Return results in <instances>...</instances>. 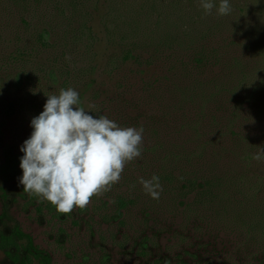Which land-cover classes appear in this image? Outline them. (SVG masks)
Here are the masks:
<instances>
[{"label": "rangeland", "instance_id": "rangeland-1", "mask_svg": "<svg viewBox=\"0 0 264 264\" xmlns=\"http://www.w3.org/2000/svg\"><path fill=\"white\" fill-rule=\"evenodd\" d=\"M72 2L80 3L73 15L58 10L62 3L64 9ZM212 2L214 8L208 14L202 0H0V238L20 230L31 236L39 250L50 254L54 264H152L159 258L177 260L178 256H183L184 264H248L249 228L225 214L236 210L249 221L245 206H249L250 189L264 187V158L253 159L256 154L264 157V145L251 143L252 94L259 98L258 106L264 102V0H229L232 10L227 15L218 14L220 0ZM44 23L53 28L49 38L53 47L36 42L35 35ZM204 43L220 47L221 52L220 65L209 69L206 76L243 87L237 94L247 102L246 109L241 110L240 127L234 129L246 142L230 139L228 129L220 133L219 126L228 125L233 110H186V116L196 120L208 116L210 124L206 120L195 130L186 127L185 137L179 136L181 141L176 142L177 136L166 135L169 130L146 120L153 115L162 121V113L150 112L142 101L138 110L132 107L139 100L138 87L133 95L131 91L124 96L128 101H117L119 81L127 86L122 93L131 84L141 86V78L163 75L153 69L133 79L136 68L121 62L129 47L138 45V53L148 60L157 47L175 49L179 58ZM168 56L164 51L159 65ZM52 69L55 80L48 74ZM62 70L70 76L64 77ZM93 78L96 84L87 92L84 109L104 114L122 128L142 127V154L126 163L119 182L109 191L92 197L85 209L62 214L56 207H46V200L35 202L24 192L19 183L20 165L9 171L6 167L24 154L20 148L33 132L31 120L44 110L48 96L69 88L80 95ZM168 111L173 122L177 110ZM211 123H216L217 137ZM149 127L159 129L156 135ZM169 127L171 133L180 128L176 124ZM183 142L188 152L204 153L205 146L207 159L220 160L218 173L224 185L215 191L214 199L198 206L190 203L193 194L184 200L181 193L163 187L159 199H153L140 183L141 178L151 179L149 171L161 165L160 171L168 166L172 169L175 180L182 178V171L190 177L193 170L187 163L157 162L147 151L149 146ZM190 155L191 163L208 173V167ZM130 192L135 204L117 218V198ZM26 241H18L20 258L27 255ZM10 251L15 255L17 250ZM0 264L17 263L0 248Z\"/></svg>", "mask_w": 264, "mask_h": 264}, {"label": "trees", "instance_id": "trees-1", "mask_svg": "<svg viewBox=\"0 0 264 264\" xmlns=\"http://www.w3.org/2000/svg\"><path fill=\"white\" fill-rule=\"evenodd\" d=\"M80 5L78 2H72L68 4V7H64V3L61 4L62 9L58 10L62 11L63 15L66 12H70L72 15L73 10H76ZM68 20L70 17L65 16ZM51 20V19H50ZM53 21V20H51ZM27 26H31V23L26 21L24 22ZM48 23H44L43 29L41 32H37L35 35L36 42L40 44L42 47L52 46L49 43V38L53 35L54 31L49 28ZM138 45H133V47H129L122 56L121 62L123 63H132L133 67L136 70H133V79L137 80L138 78L143 77L146 72L151 70H159L163 73V75H153L147 78H141L142 85L137 86V84H131L129 86V90L126 92H120L124 89L126 90V84H121V81L117 83L116 95L120 98H117V101L123 100L128 101L127 96L132 91L136 93L139 88V100L138 103L132 102V107L135 109H139V104L143 103V105L151 110H157L158 113H162L161 119L160 117L149 116L146 118L148 120L149 125L159 126L164 128V130H169L166 132V135L169 136H177L175 141H181L180 137H185L183 135L186 127L191 129H196V125L200 122H205L208 120L210 124V120L208 116H203L201 121L198 117V120L195 118H189L186 116V110H233L230 117H228V125L224 128L219 126L220 133H226V129L231 132L229 138H233L236 142H241L245 138H242V134L237 132L236 127H240L241 123L239 122L240 116L243 114L241 110H244V106L247 102L243 99L241 100L239 95L237 94L239 91L237 89H242L241 85L235 84H224L217 80L216 78H208L206 76L207 71L209 69H215L220 65L221 59L219 58L221 54L220 47H209L205 43L202 45L196 46V48H192L190 53L184 56L183 54L179 55V58L174 54L175 49H160L155 48L153 53H150L148 56V60L144 59V57L138 53ZM168 52L169 56L165 59L164 65H159L158 59H160V55ZM96 69V68H95ZM119 68H115V72L118 71ZM64 77H69L70 73L68 71L62 70L61 72ZM49 76L55 80L57 78L56 71L54 69L49 71ZM233 83V82H230ZM96 84V79L93 78L91 81L87 82L85 86L84 93L79 95L80 106L84 108V101L86 99L87 92L94 88ZM134 88V89H133ZM133 89V90H132ZM128 93V94H127ZM263 94V93H262ZM260 95L263 97V95ZM264 98V97H263ZM93 100V98H91ZM96 100V98H95ZM259 98L255 97L252 94V128H251V143L253 145L262 146L264 145V102H261L260 106L257 105ZM94 100L91 103L94 104ZM104 103V102H103ZM105 105L107 103H104ZM95 105V104H94ZM95 110V106L93 108ZM104 110V108L102 109ZM168 110H177L174 113V120L170 122V113ZM182 112V113H179ZM98 115L105 116L104 114L97 113ZM178 115V116H177ZM229 116V115H228ZM214 118H212L213 120ZM211 120V121H212ZM215 120V119H214ZM217 120V119H216ZM239 124H237V123ZM176 124L179 125V129L177 132H173L170 130L171 125ZM212 128L215 129L216 123H211ZM151 131H153V135H156L157 131L149 127ZM161 129V128H160ZM165 132V131H164ZM222 134V135H223ZM180 136V137H179ZM215 136L217 137V129H215ZM187 138V137H186ZM187 140V139H186ZM182 144H163L159 146H149L147 148L148 154L152 156V158L157 159V162L169 163L170 161L176 160L181 163H187V167L192 169L190 172V177H186L189 175L187 171H182V178L176 179L174 178V174L172 173V169L165 168V171L161 170L163 165H161L160 169L150 170V175H156L159 177V182L163 189L168 190H176V193H181L179 197L186 200L187 196L193 194L194 200L190 203H193L195 206L203 204L205 201H210L213 197H216L215 191L224 185V180L219 176V173L222 169L219 168L218 162L220 160L210 158L207 159L204 154L208 152L205 146H202V152H188L186 150L187 146ZM240 147V145H239ZM196 149L200 150V147H196ZM161 150V151H160ZM198 152V154H196ZM200 153V154H199ZM192 155V158L197 159V163L201 162L204 164L208 170V173L201 172L200 169L194 166L189 160V156ZM24 155V154H23ZM20 155L15 158V160L11 161L10 166L6 167V171L13 170L17 165H20L21 157ZM214 156V155H213ZM216 156V155H215ZM191 158V160H192ZM170 169V170H168ZM175 181L177 182V186L174 187ZM264 188V187H263ZM260 186L252 187L250 189V198H249V206H245L248 211L245 212V215L248 217L249 221H246L243 218V214L236 212L230 209V212H226L225 215L230 217L232 214L234 217V221L239 220L242 221L243 226H248V264H264V189ZM183 192V193H182ZM133 194V191H132ZM129 195L130 193H126L122 196H118L117 198V218H121L123 216L122 210H127L131 204H135V200H133ZM33 201H39L40 197L35 194L30 195ZM46 207L52 209L55 206L47 201ZM189 202H185L187 205ZM180 204L184 205V201L180 200ZM187 208V207H186ZM188 209L193 210L192 206L188 207ZM239 209V208H238ZM237 209V210H238ZM213 217V215H211ZM215 218H220L216 213L214 215ZM243 219V220H242ZM246 222H249L247 225ZM27 240V246L25 247L27 255L24 258H20L19 254V245L18 241ZM0 248L5 251L6 255L10 257L17 264H54L53 258L50 254L39 250L33 242L31 236L22 233L20 230H17L12 235H5L4 233L0 238ZM11 249H16L15 255L11 252ZM186 254V253H185ZM190 256V254H186ZM177 261V263H174ZM183 256H178L177 260L170 259L168 257L159 258L155 260L152 264H184ZM196 264H201L197 262Z\"/></svg>", "mask_w": 264, "mask_h": 264}, {"label": "clouds", "instance_id": "clouds-1", "mask_svg": "<svg viewBox=\"0 0 264 264\" xmlns=\"http://www.w3.org/2000/svg\"><path fill=\"white\" fill-rule=\"evenodd\" d=\"M211 14L212 0H202ZM229 0H220L218 14L231 12ZM33 132L20 148L24 153L19 183L24 192L35 194L62 214L85 209L118 183L125 165L140 157L143 128H122L106 116L94 115L80 106L76 90L61 89L48 96L44 110L31 120ZM264 152V149H262ZM261 154L253 159L261 160ZM145 192L159 199V177L140 179Z\"/></svg>", "mask_w": 264, "mask_h": 264}]
</instances>
